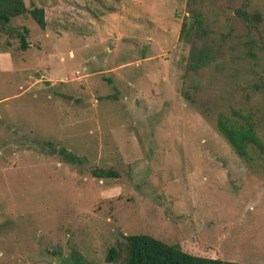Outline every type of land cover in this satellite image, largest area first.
Returning <instances> with one entry per match:
<instances>
[{
    "label": "rangeland",
    "instance_id": "1",
    "mask_svg": "<svg viewBox=\"0 0 264 264\" xmlns=\"http://www.w3.org/2000/svg\"><path fill=\"white\" fill-rule=\"evenodd\" d=\"M23 2L46 24L25 14L0 26V264H74L76 253L111 264L109 249L137 234L264 264V158L240 161L213 121L264 117V0ZM244 6L261 15L256 29L237 17ZM191 11L221 43L198 74L180 41Z\"/></svg>",
    "mask_w": 264,
    "mask_h": 264
},
{
    "label": "trees",
    "instance_id": "2",
    "mask_svg": "<svg viewBox=\"0 0 264 264\" xmlns=\"http://www.w3.org/2000/svg\"><path fill=\"white\" fill-rule=\"evenodd\" d=\"M235 13L247 30L248 26L256 29L255 24L261 21L259 13L249 15L245 6ZM25 14H29L41 30L45 29L44 11L41 8L27 9L23 0H0V26L3 29H8L13 19ZM7 33L12 34L10 31ZM27 33L25 28L16 32L22 51L29 48V44L25 41ZM210 34L211 30L201 12L191 11L189 17L183 19L180 41L189 46L186 67L188 72L198 74L213 65L221 55V43H208ZM213 114L215 113L211 112V115ZM214 117L217 133L240 161L250 164L255 159L264 158V135L260 136V131L264 129V117H257L256 113L244 115L236 110H232L230 114L216 112ZM41 146L54 151L70 165L83 164L82 158L65 149L55 151L51 143ZM91 175L98 180L118 177L115 172L107 169H93ZM74 257V264H82L81 255L76 253ZM106 261L111 264H239L223 259L217 249L201 245L196 241L168 244L145 234L124 236L122 242H117L109 249Z\"/></svg>",
    "mask_w": 264,
    "mask_h": 264
}]
</instances>
